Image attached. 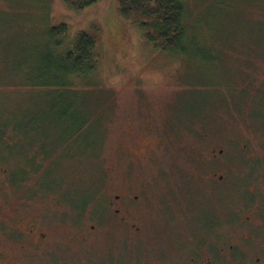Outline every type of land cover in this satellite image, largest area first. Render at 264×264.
Segmentation results:
<instances>
[{
  "label": "rangeland",
  "instance_id": "1",
  "mask_svg": "<svg viewBox=\"0 0 264 264\" xmlns=\"http://www.w3.org/2000/svg\"><path fill=\"white\" fill-rule=\"evenodd\" d=\"M201 1L189 15L198 14L196 44L172 55L144 43L116 0L83 11L0 0V131H16L0 145L10 166L8 180L0 163V246L33 220L48 236L46 252L30 248L19 264H61V241L74 236L62 211L96 225L76 248L81 264L96 252L136 264V242L151 233L186 264L220 226L225 247L240 249L237 264H264V0ZM91 22L105 45L98 76L61 88L48 30ZM74 123L86 130L66 140ZM140 146L142 159L132 155ZM128 194L141 200L130 205Z\"/></svg>",
  "mask_w": 264,
  "mask_h": 264
},
{
  "label": "trees",
  "instance_id": "2",
  "mask_svg": "<svg viewBox=\"0 0 264 264\" xmlns=\"http://www.w3.org/2000/svg\"><path fill=\"white\" fill-rule=\"evenodd\" d=\"M63 1L69 9L83 11L103 0ZM193 3L199 6L197 8L200 9V13L205 5L201 0H116V13L120 19L127 21L137 30L144 43L157 51L174 55L183 53L187 48L196 44L195 34L198 23L197 25L195 23L198 20V14L192 20L189 18ZM98 24L91 22L87 29L73 32L72 25L61 23L48 30L50 43L56 51H59L57 54L58 65L50 60L51 64L48 68L51 76L54 74V78H59L56 85L66 88L75 82L87 85L96 80L100 64L105 58V45L101 26ZM199 25L201 24L199 23ZM74 124L76 125V123ZM84 127V125L72 127L73 133L66 140L71 139L72 136L77 138L83 134L86 130ZM11 129L3 135H1L3 130L0 131V145H4V141L10 142L9 136H14V132L16 133ZM1 138L4 139L3 142ZM0 163L6 166L4 167V169L6 168L5 176L9 180L10 176L7 174L10 172V166L8 167L5 162L0 161ZM255 170L257 169L255 168ZM11 183L20 182L19 179L18 181L14 179ZM223 227L217 228V234L203 236L199 246L205 247L211 241L218 240L217 235L222 237ZM171 245L175 247L173 243ZM211 245H216V242H212ZM210 253L214 256L218 254L214 246H210Z\"/></svg>",
  "mask_w": 264,
  "mask_h": 264
},
{
  "label": "flooded vegetation",
  "instance_id": "3",
  "mask_svg": "<svg viewBox=\"0 0 264 264\" xmlns=\"http://www.w3.org/2000/svg\"><path fill=\"white\" fill-rule=\"evenodd\" d=\"M145 149H147L146 146L135 148L134 154L132 155L137 156L139 159H142L141 157H144L146 152ZM118 197L119 196H116V199ZM124 198L129 200L130 205L141 200L140 195L132 194L125 195ZM143 198L144 196L142 197V199ZM61 201L63 200L61 199ZM125 213H130V210L127 209ZM246 218H248V216ZM123 220L124 223L129 224V219L123 218ZM105 222L106 220L104 219V223ZM26 225L27 228L25 229V232L20 231L16 226L10 227L11 230L17 232L15 233L16 238L12 239L14 237L10 236V239L6 241V248L0 246V264H19L22 256L30 253V248L33 251H39L40 253L46 252L44 248L48 242L47 232L40 229L37 221H30ZM130 226L133 227L135 232L140 231V228H138L136 225L132 224ZM61 227L67 228V230L71 232V235H74L68 244L65 240L61 241V243L63 244V246H61V264H81V257L78 258V252L80 251L76 248L79 244L81 245L82 241L85 242L86 237L91 235L96 230V225L89 219L82 224L74 223L66 217V211H62ZM149 235H151V237H148L147 241L136 242V251L138 255L142 257V259L137 260L136 264H178L177 256L175 257V253L174 256H172V254L169 255L167 253V250L161 251L159 249V246H157L156 243L158 234L155 235L156 240L153 233ZM245 241H247V239H245ZM212 242H216V244L220 248L219 254H217V256H212L210 254V246L215 247V245H211ZM150 244L153 248L149 247ZM226 245V242L223 239L219 238L218 240L211 241V243H208V245H206L205 247L198 246L196 250L192 249L190 253H187L189 257H187L188 261L186 264H194L196 261L201 262L200 264H209L213 263L212 260L214 259H217L224 264L227 261H231V263L234 262L235 264H237V261L239 262L238 258L240 257V254H238L240 251L239 247L237 245H234V243L228 244V248L225 247ZM203 251L204 253L202 254ZM206 252L210 255H208ZM106 253V255H101V253L98 252L94 254L87 253L84 258V264H118L119 261H124L118 255L113 256L112 253ZM182 257L184 258V255Z\"/></svg>",
  "mask_w": 264,
  "mask_h": 264
}]
</instances>
